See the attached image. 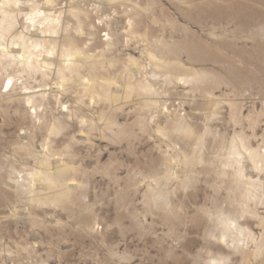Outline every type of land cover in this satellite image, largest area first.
<instances>
[{
	"label": "rangeland",
	"instance_id": "rangeland-1",
	"mask_svg": "<svg viewBox=\"0 0 264 264\" xmlns=\"http://www.w3.org/2000/svg\"><path fill=\"white\" fill-rule=\"evenodd\" d=\"M4 2L0 264H264V0Z\"/></svg>",
	"mask_w": 264,
	"mask_h": 264
},
{
	"label": "bare ground",
	"instance_id": "bare-ground-1",
	"mask_svg": "<svg viewBox=\"0 0 264 264\" xmlns=\"http://www.w3.org/2000/svg\"><path fill=\"white\" fill-rule=\"evenodd\" d=\"M11 2V0H6V2H4V3H10ZM3 3V2H2ZM15 4V3H14ZM1 5H3V4H1ZM5 5V4H4ZM3 12H4V18L7 20V17L9 18L10 17V19H11V17H12V15H11V13H9L7 10H5V9H3ZM31 15V14H30ZM33 18V17H32ZM31 18V19H32ZM10 21V20H9ZM8 23V22H7ZM11 24V23H10ZM2 25H4V23L2 24ZM6 25V24H5ZM7 27V26H6ZM5 27V28H6ZM9 28V30H10V27H8ZM3 29V28H2ZM7 30V29H6ZM15 44V43H14ZM5 47V46H4ZM3 48V47H2ZM16 49V48H15ZM6 50V49H5ZM8 52V51H7ZM12 53L10 54V55H12L13 57L15 56L16 58H18V57H20V56H18V54H16V51H11ZM3 53H5V51L3 52ZM9 53V52H8ZM6 55H7V53H5ZM22 54V53H21ZM20 54V55H21ZM43 54V53H42ZM50 55V54H49ZM29 56V55H28ZM31 56V58H32V55H30ZM30 56H29V58H30ZM11 58V57H10ZM15 58V59H16ZM21 58H22V56H21ZM21 58H20V60H21ZM29 58H28V60L26 61V64H27V66L26 67H29L30 69H31V71L32 70H34L35 68L37 69L40 65H39V63H37V62H35V60H33L34 62H35V64L31 61V60H29ZM46 59V58H45ZM23 60H24V58H23ZM23 60H22V62H23ZM47 61V60H46ZM11 63V62H10ZM14 62H12V64H13ZM37 64V65H36ZM41 64V63H40ZM4 67H6V63H4V61L0 58V69L1 68H4ZM9 81L11 82H13V78H10L9 79ZM8 84H10L9 82H8ZM46 90V89H45ZM45 90H43V89H41V88H39V89H36V90H33V91H23V93H24V96H25V98H30L31 96H35V94H41V95H44V92H45ZM26 100V99H25ZM30 101H32V100H30ZM239 154V153H238ZM234 221V220H233Z\"/></svg>",
	"mask_w": 264,
	"mask_h": 264
}]
</instances>
